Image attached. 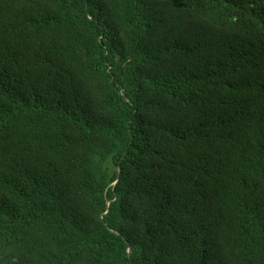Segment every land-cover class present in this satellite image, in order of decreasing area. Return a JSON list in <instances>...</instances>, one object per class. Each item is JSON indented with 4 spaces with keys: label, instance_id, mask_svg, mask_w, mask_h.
I'll use <instances>...</instances> for the list:
<instances>
[{
    "label": "trees",
    "instance_id": "16d2710c",
    "mask_svg": "<svg viewBox=\"0 0 264 264\" xmlns=\"http://www.w3.org/2000/svg\"><path fill=\"white\" fill-rule=\"evenodd\" d=\"M0 264H264V0H0Z\"/></svg>",
    "mask_w": 264,
    "mask_h": 264
}]
</instances>
